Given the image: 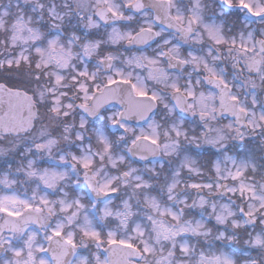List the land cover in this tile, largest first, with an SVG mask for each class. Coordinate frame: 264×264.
I'll return each instance as SVG.
<instances>
[{
	"label": "clouds",
	"instance_id": "9594fccd",
	"mask_svg": "<svg viewBox=\"0 0 264 264\" xmlns=\"http://www.w3.org/2000/svg\"><path fill=\"white\" fill-rule=\"evenodd\" d=\"M245 3L0 0V264H264Z\"/></svg>",
	"mask_w": 264,
	"mask_h": 264
},
{
	"label": "snow or ice",
	"instance_id": "6c2138e0",
	"mask_svg": "<svg viewBox=\"0 0 264 264\" xmlns=\"http://www.w3.org/2000/svg\"><path fill=\"white\" fill-rule=\"evenodd\" d=\"M226 3H231V0H226ZM240 6L245 8L246 10H248L249 12H252L253 15H260L261 13L259 12H255L252 7L248 4L245 3V0H240ZM115 83H129V81L127 80H120V81H117V80H109V84H115ZM133 88H135V85H133ZM138 95L140 96H145L146 93L144 92H138L137 93ZM153 143H155V141H153ZM195 187V186H194ZM0 211H3V212H6L8 215H12V216H16V215H19V213H15V212H12L11 210L9 209H3V208H0ZM54 235L56 236H60L62 235V233H59V232H56L54 233ZM91 235L94 237V238H97V234L96 233H91ZM66 243L68 244H73V241L69 238L66 240ZM109 244H112V245H115V244H120L122 247H126V248H134V245L131 244V243H128L127 241H116V240H112L110 239L109 240ZM74 246V245H73ZM20 253H17V255H19Z\"/></svg>",
	"mask_w": 264,
	"mask_h": 264
}]
</instances>
